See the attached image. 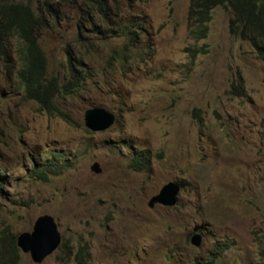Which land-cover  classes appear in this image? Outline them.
<instances>
[{
  "label": "rangeland",
  "instance_id": "rangeland-1",
  "mask_svg": "<svg viewBox=\"0 0 264 264\" xmlns=\"http://www.w3.org/2000/svg\"><path fill=\"white\" fill-rule=\"evenodd\" d=\"M117 6L124 22L139 23L147 58L126 51V36L87 31L78 42L76 23L87 12L77 6L66 5L62 20L40 32L49 76L66 80L67 49L83 55L88 79L55 100L67 117L25 99L0 63V230L30 232L49 214L61 237L41 263L20 251L18 264H75L80 244L90 264H260L254 237H264V62L232 36L225 7L212 10L197 38L189 0ZM94 106L114 113L106 129L84 125V111ZM134 151L150 156L147 169L130 167ZM44 158H55L61 172L36 175ZM94 162L100 172L90 170ZM168 181L180 182L176 204L149 207ZM194 233L199 246L190 242Z\"/></svg>",
  "mask_w": 264,
  "mask_h": 264
},
{
  "label": "trees",
  "instance_id": "trees-1",
  "mask_svg": "<svg viewBox=\"0 0 264 264\" xmlns=\"http://www.w3.org/2000/svg\"><path fill=\"white\" fill-rule=\"evenodd\" d=\"M119 0H0V63L7 74L17 80L16 89L23 91L27 100L34 101L39 110L48 114L67 117L55 102L73 92L81 90L88 76L83 73L82 56L73 55L67 49V75L65 81L57 76H49L46 55L39 43L40 32L62 20L66 5L77 6L86 11L82 23H76L77 41L82 44L88 37L85 32L96 35L126 36L125 49H137L136 59L148 57L147 44H141L135 34L139 24L135 20L124 22L120 15L113 12ZM222 6L229 9V29L233 37L247 41L257 58L264 62V0H189L188 23L191 33L197 38L208 30L212 10ZM102 23V24H100ZM104 24V26H103ZM13 41L15 44H13ZM131 55V54H130ZM16 63V64H15ZM149 155L144 151H134L129 162L133 170L149 167ZM55 158H44L33 171L42 179L48 174H59L62 166H57ZM180 185V182L177 181ZM258 239L260 264H264V237ZM64 245V242H61ZM225 249L216 247V257ZM88 247L80 244L74 254L75 264H90ZM20 250L16 245V235L5 226L0 230V264H18Z\"/></svg>",
  "mask_w": 264,
  "mask_h": 264
},
{
  "label": "water",
  "instance_id": "water-1",
  "mask_svg": "<svg viewBox=\"0 0 264 264\" xmlns=\"http://www.w3.org/2000/svg\"><path fill=\"white\" fill-rule=\"evenodd\" d=\"M83 120L85 126L92 130H103L114 121V114L102 107H92L84 111ZM93 172H100L98 162L90 166ZM180 185L176 181H168L159 191L148 200V206L156 204L173 206L178 200ZM61 241L60 233L55 219L49 214L38 216L32 226V231L21 232L16 235V245L23 253H28L34 263H41L49 254L57 249ZM191 244L199 246L201 236L194 233L190 238Z\"/></svg>",
  "mask_w": 264,
  "mask_h": 264
},
{
  "label": "clouds",
  "instance_id": "clouds-1",
  "mask_svg": "<svg viewBox=\"0 0 264 264\" xmlns=\"http://www.w3.org/2000/svg\"><path fill=\"white\" fill-rule=\"evenodd\" d=\"M94 107H99V106H94ZM90 108H92V107H90ZM103 108V107H102ZM88 109V108H87ZM113 113V112H112ZM114 114V113H113ZM85 125V124H84ZM177 182V181H176Z\"/></svg>",
  "mask_w": 264,
  "mask_h": 264
}]
</instances>
